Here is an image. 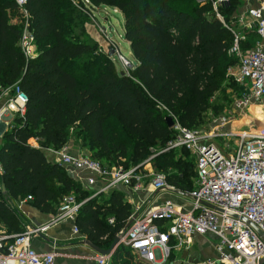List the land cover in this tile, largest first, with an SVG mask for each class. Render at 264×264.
Returning a JSON list of instances; mask_svg holds the SVG:
<instances>
[{"label":"trees","instance_id":"1","mask_svg":"<svg viewBox=\"0 0 264 264\" xmlns=\"http://www.w3.org/2000/svg\"><path fill=\"white\" fill-rule=\"evenodd\" d=\"M82 1L27 0L37 53L27 60L20 46L24 26L11 23L18 7L14 0H0V97L19 86L28 99L24 117L13 116L0 140L6 189L0 192V223L6 234L23 233L15 203L31 197L32 207L55 217L64 200L76 195L85 201L75 222L79 235L109 249L133 215L123 194L92 197L41 149L61 150L73 140L80 154L106 169L141 171L149 161L168 185L188 195L196 187V166L189 152L166 150L175 135L166 120L207 130L242 94L227 77L239 62L229 54L234 34L243 35V53L260 38L255 29L236 30L237 0L218 7L222 20L210 0H87L93 9L114 8L123 15V39L136 61L126 73L109 57L111 47L105 53L76 35L90 21L75 5ZM175 254L167 264H175ZM109 264L144 263L119 245Z\"/></svg>","mask_w":264,"mask_h":264},{"label":"built area","instance_id":"2","mask_svg":"<svg viewBox=\"0 0 264 264\" xmlns=\"http://www.w3.org/2000/svg\"><path fill=\"white\" fill-rule=\"evenodd\" d=\"M210 1L217 18L222 20L217 9L228 0ZM14 2L24 22L21 50L27 60H33L37 53L24 10L27 0ZM82 2L80 7L74 4L91 16L90 3L87 0ZM239 24L255 29L260 38L253 50L243 53L240 48L243 35L234 34V45L229 54L239 62L228 70L227 77L242 88L241 97L236 98L229 110L207 130H189L175 121L172 128L175 135L166 148L167 151L185 150L194 160L197 180L195 189L187 195L190 207L185 209L173 202H165L143 213L138 207L130 218L131 225L119 235L120 245L128 248L144 264H167L173 250L188 249L195 237L206 236L215 240L216 258L203 264H264V129L237 130L232 127L236 118L248 108L259 107L264 116V0L260 1L258 9L248 10L246 17L239 19ZM111 48L124 63V72L134 68L113 42ZM7 93H11V97L6 106L0 108V122L8 115L23 118L26 112L28 99L20 87L5 91L0 100ZM219 139L234 141L235 147L230 148L227 144L229 151L224 154L215 144ZM31 145L40 149L36 140H32ZM41 150L62 167L85 174L86 186L93 187L99 181L104 183L99 194L119 185L138 193L146 180L150 181L153 192L178 193L167 184L163 173L106 169L87 156L73 154L68 146L61 150ZM31 201L29 197L18 204ZM84 204L85 201L79 203L70 196L48 225L28 228L20 234L0 233V264H56L54 252L39 254L32 247V241L44 235L51 226L64 221H71L74 234L79 235L75 222ZM109 222L113 225L114 220ZM110 258L99 255L95 260L97 264H109Z\"/></svg>","mask_w":264,"mask_h":264},{"label":"crops","instance_id":"3","mask_svg":"<svg viewBox=\"0 0 264 264\" xmlns=\"http://www.w3.org/2000/svg\"><path fill=\"white\" fill-rule=\"evenodd\" d=\"M239 3V11L236 16V30L238 32H250V29L244 28V26L239 24V19L244 18L247 15L248 10L258 9L260 7L261 0H237ZM198 2L205 3L206 0H198ZM93 9V8H92ZM112 12L121 16L120 26L123 31L124 36V18L123 15L114 8H97L93 9L91 16H88L94 23L95 20L99 19L106 24L105 27L112 25V16L109 14ZM17 15L21 17L18 12ZM17 21L12 15L11 23L12 25H17ZM103 36L106 38V30L101 28ZM128 44V43H127ZM129 49L130 45L128 44ZM119 50V49H118ZM131 52V49H130ZM131 56L133 54L131 52ZM134 58V57H133ZM136 62V61H135ZM11 97V93H7L0 100V108L6 106ZM13 116H6L2 122H0V140L2 135L8 131L9 123L12 121ZM237 130H261L264 129V116L259 107L248 108L247 111H244L242 115L236 118V121L232 124ZM32 142V141H31ZM30 142V143H31ZM72 145V142H71ZM70 145V146H71ZM78 148V147H77ZM72 149V148H71ZM78 150V149H77ZM72 152V151H71ZM73 153V152H72ZM81 152L78 150V153ZM50 159V158H49ZM51 160V159H50ZM52 161V160H51ZM65 171L68 173L69 177L74 179L79 186L89 193L93 194L92 197H98L99 192L104 186V183L99 181L95 186L89 187L86 186L84 178L85 174L73 172L71 169L65 168ZM1 183V175H0ZM110 191H117L123 194L124 200L128 203L132 210L133 214L135 213L138 207H141L140 213H143L145 210L152 207L162 206L165 202H173L174 204L188 209L190 207V200L187 195H182L179 193L171 192H153L150 185V181L146 180L143 186L142 191L135 193L131 189L124 186H117ZM109 191V192H110ZM1 192V191H0ZM108 193V192H107ZM1 194V193H0ZM106 194V193H104ZM15 208L18 211L22 226L25 229L28 228H39L48 225L53 219L52 216H48L40 213L29 203L19 205L18 203L14 204ZM73 223L71 221H64L54 226H51L49 230L38 238L33 239L32 247L39 254H48L54 252L56 257V264H97L95 258L99 255H102L104 251H108L105 247H96L90 244L86 238L82 235H75L73 232ZM5 227L0 223V233H5ZM215 240L211 236L206 237H195L192 241V244L188 249L176 250L177 259L175 264H203L206 263L209 259L216 258L215 253ZM103 256V255H102Z\"/></svg>","mask_w":264,"mask_h":264},{"label":"rangeland","instance_id":"4","mask_svg":"<svg viewBox=\"0 0 264 264\" xmlns=\"http://www.w3.org/2000/svg\"><path fill=\"white\" fill-rule=\"evenodd\" d=\"M109 14L113 17L111 26L105 27L106 24L101 23L102 22L101 20L97 19V20H95V23H94L89 18L90 21H88V23H84V25H81L80 30L77 31L76 35H78V36L80 35L81 39L83 41H86V42L91 43V44H98L105 53H107V51L110 49L111 44L113 42L117 46V48L119 49V53L123 56V58L125 60H127L133 67H135L136 66L135 59L131 56L129 46H128L127 42L122 37L123 31H122L121 26H120L121 16L118 14H114L112 12H109ZM14 19L18 20L17 23H20V24L22 23V25H24L22 18L19 17L18 15L15 14ZM82 26H83V30H84L83 34H81ZM101 28L106 30V33H105L106 38L103 36ZM113 61L115 62V64L117 65V67L119 69L126 71V68L124 67V63L119 59V57L117 56L116 53L113 57ZM229 92L230 91H228V92L226 91V96ZM215 144L218 146V148H220V150H222V152L224 154H226L229 151V149L226 148L227 144L230 146V148L235 147L234 141H230V140L226 141L223 139L222 140L219 139V140L215 141ZM69 148L73 153H78V150H77L78 148L76 146L75 141L72 140V145L69 146ZM82 155L86 156L83 153H82ZM145 164L146 165L144 166V168L140 171L141 173H148V174L158 173L157 171L154 170V168L152 167L150 162H146ZM121 168L124 169L123 167H121ZM74 196L76 198H78V196H76V195H74ZM5 232H6V230H5ZM175 255H176L175 258L177 259L178 256H177V254H175ZM135 258L137 259V257H135Z\"/></svg>","mask_w":264,"mask_h":264},{"label":"water","instance_id":"5","mask_svg":"<svg viewBox=\"0 0 264 264\" xmlns=\"http://www.w3.org/2000/svg\"><path fill=\"white\" fill-rule=\"evenodd\" d=\"M115 51L114 50H112L111 52H110V54H109V57L110 58H113L114 57V55H115ZM166 122H167V125H168V127L171 129V128H173V126H174V122H173V120L171 119V118H168L167 120H166ZM1 193L2 194H6V189H5V187H4V184H3V181L1 180ZM131 225V222H129V224H128V227ZM258 232V231H257ZM259 233V232H258ZM260 234V233H259ZM120 245V238H119V236L118 237H116L115 238V240H114V242H113V244H112V246H111V248L108 250V251H104L103 253H102V255H105V256H112V254H113V252H114V250L118 247Z\"/></svg>","mask_w":264,"mask_h":264}]
</instances>
